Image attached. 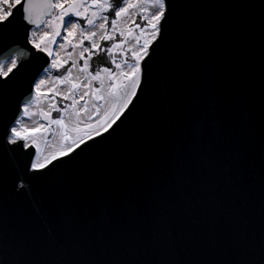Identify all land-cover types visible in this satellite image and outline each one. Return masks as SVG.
<instances>
[{"label":"snow or ice","instance_id":"6c2138e0","mask_svg":"<svg viewBox=\"0 0 264 264\" xmlns=\"http://www.w3.org/2000/svg\"><path fill=\"white\" fill-rule=\"evenodd\" d=\"M176 9L175 0H0V52L27 49L0 61V189L14 173L17 190L53 179L67 193L66 234L39 242L53 264H100L96 254L106 246L139 253L145 204L157 264H182L170 227L178 205L209 223L202 244L210 251L227 247L238 256L233 264H264V152L253 178L262 225L256 254L236 198L239 176L225 177L240 161L225 151L219 131L205 133L207 105L200 98L192 102L201 114L199 130L189 132L178 112L168 137L159 136L158 121L168 119L159 105L168 104L169 49L184 52ZM259 27L264 34V12ZM105 52L112 66L94 69L93 58ZM117 168L120 185L111 196L108 173ZM77 174L103 181L89 222L71 199L70 178ZM221 193L229 198L227 207ZM221 219L229 225L226 233L218 227ZM34 243L3 229L0 264H28L22 257Z\"/></svg>","mask_w":264,"mask_h":264},{"label":"water","instance_id":"95a60500","mask_svg":"<svg viewBox=\"0 0 264 264\" xmlns=\"http://www.w3.org/2000/svg\"><path fill=\"white\" fill-rule=\"evenodd\" d=\"M177 35L184 38V52L177 56L169 49L170 77L167 81L168 104L159 105L168 119L158 121L159 136L166 139L177 113L183 117L189 132L201 128V114L193 100L200 98L209 109L204 115V131L224 137L225 151L235 152L238 170L226 171L225 177L239 176L240 191L236 198L248 223V244L258 254L262 244V225L258 192L253 178L264 152V34L259 21L264 0H175ZM171 39V37H170ZM18 48L0 52V61L18 52ZM27 59V57H24ZM119 61V55L116 56ZM207 61V62H206ZM159 95L162 84L155 82ZM219 114V115H218ZM108 194L117 195L121 174L109 169ZM15 175L9 173L0 189V234L25 235L35 243L24 253L28 264H53L39 242L50 236L66 234L65 199L67 193L53 179L34 181L22 189L13 187ZM70 195L79 216L89 222L93 218L96 194L102 187L100 177L79 175L70 178ZM193 183L199 180L194 169ZM225 207L229 198L221 193ZM145 216V243L139 253L116 252L111 246L98 250L100 264H157L151 212L142 205ZM177 248L176 259L182 264H233L238 256L227 247L210 251L203 246L209 223L202 217L190 218L183 205L172 210L170 225ZM219 229L226 233L229 225L221 219Z\"/></svg>","mask_w":264,"mask_h":264},{"label":"rangeland","instance_id":"374dc122","mask_svg":"<svg viewBox=\"0 0 264 264\" xmlns=\"http://www.w3.org/2000/svg\"><path fill=\"white\" fill-rule=\"evenodd\" d=\"M121 3H123V0L121 1ZM137 22L139 23V22H141V21H139V19H137ZM58 43H59V41H58ZM104 56H103V58H104V60H105V62H106V64H107V66H112L111 65V57L105 52V53H102ZM101 54V55H102ZM100 56V55H99ZM129 56H130V54H129ZM98 60H100V58H94V60L92 61V64H93V68L95 69V68H97V67H99L100 65L98 64ZM7 62V61H6ZM5 62V63H6ZM95 64V65H94ZM26 119V118H25ZM29 123H30V121H28Z\"/></svg>","mask_w":264,"mask_h":264},{"label":"trees","instance_id":"16d2710c","mask_svg":"<svg viewBox=\"0 0 264 264\" xmlns=\"http://www.w3.org/2000/svg\"><path fill=\"white\" fill-rule=\"evenodd\" d=\"M121 1H122V0H115L116 3H121ZM103 56H104V55L102 54V55L97 56V57H94V58H100V60H98V64H99L100 66H107V64H106V62H105ZM94 58H93V60H94ZM94 65H95V64H94ZM100 66H99V67H100Z\"/></svg>","mask_w":264,"mask_h":264}]
</instances>
